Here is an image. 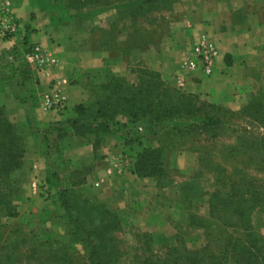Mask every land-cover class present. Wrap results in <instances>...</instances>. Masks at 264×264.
<instances>
[{
	"label": "rangeland",
	"instance_id": "1",
	"mask_svg": "<svg viewBox=\"0 0 264 264\" xmlns=\"http://www.w3.org/2000/svg\"><path fill=\"white\" fill-rule=\"evenodd\" d=\"M29 1L36 5L50 26L64 32L59 39L60 43L74 42L85 55L102 57L106 65L109 63L110 67L117 69L112 77L113 82L121 86H125L122 83L129 84L125 87L132 89L139 78L148 80L144 76L145 72H150L157 79L154 81L157 85L162 83L181 94L192 95L193 104L198 109L195 118L167 123L150 133L152 143L161 145L164 151V174L151 180L162 191V195H165L167 202L170 201L175 206L162 213L164 220L160 221L161 226L154 225L157 231L142 229L147 226L148 220L141 223L136 217H119V264H131L135 256L140 255L138 247L143 246V242H146L144 240L151 245V254L155 256L152 259L157 261L170 260L169 256L180 255V262H184L193 253L192 259L201 258V264L220 260L224 262L223 258L228 254L227 243L244 242L248 240L246 237H251L257 244L253 248L256 258L259 257V250L264 256V205L251 212V228L246 230L238 224V215L233 212L225 214L219 208L212 216L208 203L209 196L214 191L219 192L218 197L224 198V202L234 203L240 197L244 182H252L253 178L264 187V165L256 163L259 158L251 152L237 153L236 138L249 137L250 140H255L264 133L263 129L253 123L234 121L233 112H240L247 103L239 109L212 104L201 94L188 92L182 86L164 79L160 72L138 60V54L146 49L151 50L152 55L164 48V42L183 12L184 8L180 6L182 0L153 2L145 6V13L135 17L129 16L121 0L104 3L87 0ZM42 47L53 52L60 63L54 50ZM120 72L125 75L121 76ZM90 75V70H87L80 72L79 76V80L88 82V89ZM99 91L92 88L90 99L97 100L104 95ZM262 95L264 93L260 92L253 98ZM206 115L220 118L227 125H206V121H202ZM175 125L176 131L173 129ZM153 132L157 135L153 136ZM27 142L26 138L22 167L8 175L6 205L0 207V264H53L52 251L55 249L67 252L76 261L84 256V249L82 246L64 249L68 245L65 244L68 225L62 217L63 213L51 202L55 198L53 191L44 180L28 173ZM130 163L132 166V162ZM72 181L78 183L81 176L77 175ZM33 183L38 184L37 192L33 190ZM234 185H238L236 195L230 188ZM146 188L150 187L147 185ZM90 192L94 194L93 191ZM167 205L168 203L166 207ZM191 218L194 219L193 223ZM57 256V262L60 263L62 254L57 253ZM227 256L231 258L227 264H236L231 252ZM192 261L189 259L185 264ZM238 262L246 264L243 258L238 259ZM257 262L262 261L258 259Z\"/></svg>",
	"mask_w": 264,
	"mask_h": 264
},
{
	"label": "crops",
	"instance_id": "2",
	"mask_svg": "<svg viewBox=\"0 0 264 264\" xmlns=\"http://www.w3.org/2000/svg\"><path fill=\"white\" fill-rule=\"evenodd\" d=\"M12 4L19 18L20 32L11 39L0 35V77L7 78L10 70L4 67L5 55L15 47L22 48L25 41L32 47L51 48L60 63L37 76L36 105L23 100L24 88L18 85L17 79L0 86V109L6 118L18 127L32 118L36 126L42 128L47 123L60 121L62 114L67 116L68 110L75 106L95 102L90 99V90L103 92L118 70L109 63L106 65L102 57L85 55L74 42L60 43L64 32L50 26L32 1L12 0ZM180 6L183 12L164 42V48L154 55L149 49L140 52L139 62L188 92L201 94L208 102L230 109H239L256 94L264 93V0H182ZM204 36L214 41L219 50L214 72L211 76L201 73L185 76L181 67L191 48ZM87 70L92 74L89 89L88 82L79 80L80 72ZM120 75L125 74L120 72ZM55 93L60 95L61 105L48 109L46 99ZM26 135L28 173L44 180L47 169L44 146L29 130ZM69 143L62 152L68 171H82L83 186L93 191L98 201L113 209L121 219L136 217L141 223L148 220L142 229L157 231L154 225L161 226L162 213L175 205L167 202L151 179H140L133 174L131 161L123 156L122 142L108 135L97 150L92 138L72 137ZM147 185L150 188H146Z\"/></svg>",
	"mask_w": 264,
	"mask_h": 264
},
{
	"label": "trees",
	"instance_id": "3",
	"mask_svg": "<svg viewBox=\"0 0 264 264\" xmlns=\"http://www.w3.org/2000/svg\"><path fill=\"white\" fill-rule=\"evenodd\" d=\"M88 2L104 3L109 0H87ZM130 17L145 13L146 5L165 2L166 0H121ZM32 46L25 41L22 48H14L5 55V68H10L7 78L0 77V86L11 80H18V85L23 86V100H30L36 105L35 86L38 85V75L26 62V55L30 53ZM146 79H138V83L132 89L121 86L113 80L104 87V95L95 102L80 104L68 110L67 116L55 123H47L42 128L36 126L32 118H28L23 127L11 123L2 109H0V207L5 206L6 193L9 191L7 183L8 175L22 167V158L26 146V130L31 136L44 146V157L47 160L46 178L44 183L50 190L56 189L53 206L61 211L63 219L68 225L67 237L64 249L82 246L84 256L70 257V254L55 249L52 255L53 264H119L118 256L121 253L117 232L120 231V219L117 213L106 204L100 203L97 197L84 187L82 171H68L62 152L70 145V138H92L94 150H97L108 135H112L123 143V156L132 162L133 174L140 179H152L164 174V151L161 145L156 146L149 138L150 133L167 123L183 121L187 118H195L198 109L192 101V95L165 87L162 83H154L157 79L154 74L145 72ZM157 76V74L155 73ZM25 86H27L25 88ZM22 100V101H23ZM235 122L253 123L264 130V95L253 98L240 112H233ZM206 125L224 124L220 118H203ZM144 123V127L142 124ZM181 123V122H180ZM184 125V123H182ZM175 125L173 129L175 130ZM191 128V127H189ZM140 131H144L141 133ZM176 131V130H175ZM149 133V134H147ZM246 133V132H245ZM156 136V133H152ZM237 153L247 154L251 152L258 157L256 163L264 165V133L255 140L250 138H236ZM86 172V171H85ZM81 176V181L75 183L72 178ZM16 180V184H17ZM7 184V185H6ZM231 185V183H230ZM238 185H234L232 192L237 194ZM240 197L232 204L224 202V198L218 197V191L210 194L208 203L212 216L217 209L223 213L233 212L237 214L238 224L242 228H251V212L264 205V187L258 180L244 182ZM2 187V188H1ZM4 199V200H3ZM216 200V201H215ZM234 209V210H233ZM13 217V216H12ZM191 223L194 219L191 218ZM242 241H229L227 243L228 254L232 253L236 264L238 259H244L246 264H264V256L258 251L256 258L253 248L257 247L251 237ZM143 246L138 247L140 255L135 256L131 264H185L187 260H193L189 264H201L202 259H192L190 253L184 262H180V255L169 256L170 260L157 261L152 259V247L147 240ZM246 245V246H244ZM174 249H171L173 251ZM264 251V250H263ZM186 252V250H185ZM203 251H199L201 253ZM56 253V254H55ZM57 253L62 254V260L57 262ZM227 254V255H228ZM224 256L219 262L210 264H227L229 258ZM208 257V256H206ZM211 258L212 256L209 255ZM258 259L262 262L258 263ZM47 264H51L47 262ZM244 264V263H243Z\"/></svg>",
	"mask_w": 264,
	"mask_h": 264
},
{
	"label": "built area",
	"instance_id": "4",
	"mask_svg": "<svg viewBox=\"0 0 264 264\" xmlns=\"http://www.w3.org/2000/svg\"><path fill=\"white\" fill-rule=\"evenodd\" d=\"M20 32L18 18L13 11V4L10 0H0V34L3 37L12 38ZM219 50L214 41L204 36L198 44L191 48L187 59L181 67L183 74L192 75L201 73L204 76H211L215 69ZM26 62L37 73L38 77L47 70L58 65L59 61L49 49L42 46H34L29 54L26 55ZM60 95L47 97L46 107L54 109L61 105ZM33 190L37 192L38 184L33 183Z\"/></svg>",
	"mask_w": 264,
	"mask_h": 264
}]
</instances>
